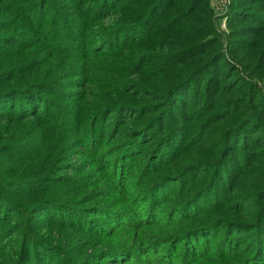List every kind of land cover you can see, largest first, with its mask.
<instances>
[{
    "label": "trees",
    "instance_id": "obj_1",
    "mask_svg": "<svg viewBox=\"0 0 264 264\" xmlns=\"http://www.w3.org/2000/svg\"><path fill=\"white\" fill-rule=\"evenodd\" d=\"M115 15L121 17L114 26H100V19ZM228 23L230 42L223 50L210 0H0V54L32 50L30 59L17 66L0 64V258L5 264H195L202 245L217 249L215 255L229 249L240 256L236 258L239 264H264V0H232ZM48 37L53 39L51 43ZM61 37H67L71 45L64 44ZM162 43H170L168 52L160 48ZM52 44V51L75 60L74 72L86 69V76L78 73L75 80L68 81L61 74L55 79L37 77L35 57L42 47ZM144 67L149 69V82L156 86L154 95L162 102L148 100L150 89L138 91L139 86L123 85V74ZM110 78L119 80L117 91H125L131 99L109 96L112 102H94L96 108L88 119L79 121L73 140H89L84 144L87 150L101 151L105 134L96 140L94 126L113 115L109 122L118 123L117 135H122L121 161L114 165L115 174L128 166L132 177L137 169L126 158L129 149L138 159L143 156L139 150L144 141L153 139L152 149L164 135L163 146L151 152L155 157L152 166L174 159L172 165L178 154L187 152L197 163L192 164L194 172L200 171L191 184L200 181L201 196L200 191L190 198L170 193L168 189L177 179L169 186L152 180L150 185H140L141 180L148 181L140 169L134 180L129 179L139 191L127 203L116 191L109 193L104 187L74 200L66 193L76 196L69 189L86 192L95 181L88 180L95 177V171L81 174L77 168L81 181L67 175L58 178L56 172L66 169L70 158L39 162L43 156L38 154L40 142L45 140L42 134L35 130L28 136L25 129L13 136L3 126L33 117L42 127L74 130V113L66 100L67 82H74L73 86L86 83L89 90H111ZM86 95L97 96L94 91ZM60 98L62 108L57 106ZM163 124L170 129L164 130ZM123 130L124 134H150L134 141L137 136L124 137ZM50 133L60 138L58 133ZM19 136L31 145L14 147L12 141ZM210 139L216 143L212 149L199 148L213 144ZM173 146L176 152L167 153ZM25 155L37 157L36 165L30 164L35 158L18 163ZM63 182L64 195L60 196ZM190 191L191 187L187 194ZM162 203L167 205L158 208ZM163 210L179 213L170 219L158 217ZM199 212L201 224L182 226ZM14 217L21 224H10ZM68 230L80 236L69 246L71 257L61 245ZM143 231L148 237L144 235L137 244L132 239L116 242L119 238L127 242L132 233ZM81 235L92 237L85 240ZM97 236L99 241L92 239ZM88 243L94 246L91 251L82 248ZM167 244L172 247L162 251L165 259L156 250ZM249 244L248 255L242 253ZM180 245L189 246L188 254H179ZM191 251L193 255L187 256Z\"/></svg>",
    "mask_w": 264,
    "mask_h": 264
},
{
    "label": "rangeland",
    "instance_id": "obj_2",
    "mask_svg": "<svg viewBox=\"0 0 264 264\" xmlns=\"http://www.w3.org/2000/svg\"><path fill=\"white\" fill-rule=\"evenodd\" d=\"M220 1H221V3H220ZM231 1L232 0H229L228 3L223 5L222 0H210V6L213 10V16H214V20H215V24H216V31H217L218 35L220 36V39H221L220 42L222 44L223 50L228 48V45L230 42V36H231V28L229 27V23H228ZM219 6H220V9H219L220 14L218 13V9H217V7H219ZM34 15H36V14L34 13ZM223 15L226 17V20H227V29L226 30L221 28V21H222ZM120 17H121L120 15H115L113 17L102 18V19H100L99 24L102 28H105V27L109 28L110 26H114L113 24L115 22L119 21L118 19H120ZM34 19H37V16H34ZM121 28H123V27H121ZM48 39H49L50 43H51V41H53V39L51 37H48ZM60 39L64 41V44L71 45V42L67 37L66 38L61 37ZM134 39H135V36L132 37L131 42H133ZM123 41H125V39H123ZM169 44L170 43H168V44L162 43V47H160V48H162L164 51L168 52L170 50L169 49L170 47L168 46ZM52 46H53V44L52 45H45L44 47H42L40 49L39 55L37 57H35V63H36V67L38 70L37 77L47 76L51 79H55L56 77H58L56 75L61 74V77L63 79H65V81H68L69 79L75 80L78 76V73H81V74H83V76H86L85 75L86 69H83L82 72H78V71L74 72V67L76 64L75 60L68 58V56H65L64 53L52 51ZM31 54H32V50H30L28 52L24 51L23 53L15 52L13 54L11 53L8 55L1 53L0 54V64L2 65V67L7 66L9 68L10 65H12V67H14V66H17L19 64L18 62H20V61L26 62V60L30 59V57L32 56ZM41 62H44V64H40ZM161 65H165V64L161 63ZM133 72L134 73H132L131 75H124V74L122 75V77H123L122 81L124 82L123 85L127 86L128 88H132V89H133V87L136 88V86H139L138 91L139 90L140 91H146L145 89H150L151 93H149V92H147V93H149L151 95V98H149L148 100H152V102H159V101L162 102L163 99L161 97H159L158 95H154L155 94L154 88H156V86L154 85V82H149L151 77L149 74L148 67H144L143 69H136L135 68ZM83 76L81 78H84ZM157 76H158V74H157ZM15 78H18V77L16 76ZM108 80H109L108 82L112 88L111 90H108L104 87L103 88H97L95 90H93V87H91V89L89 90L90 85L88 86V84H87V86H86V83H83V86H73L74 82H70V81L67 82L68 84L66 87V89H67L66 94L68 96H67L66 100H67L71 110L74 113L73 119L75 121L73 124H74L75 133L73 132L74 130H70L68 127L66 129L65 128L64 129L59 128V127L53 129L50 126L48 128L42 127V123H39L38 121L32 119L33 117H29V119L23 120V121L19 120V123H9V124L3 125V126H7L6 130L13 131V136L16 134V132H19V131H22L25 129L28 130V136L35 134V132H34L35 130L38 133L42 134V138L45 140H42V141H44L43 143H42V141L40 142L41 150L38 151L39 152L38 154H43V156L42 157L38 156L39 162L40 161H42V162L49 161V163H56L60 160L61 161L64 160V159H62L64 157L70 158L71 164L68 165L66 167V169L56 172V176H58V178H61L59 175H67V177L73 178L74 180H77V181H81L79 179V176H81V175H79L80 173H77V171H76L77 168L80 167V169L83 171V173H81V174H88L89 172L95 171V173H94L95 177L88 178V180H95V181L92 184V186L89 184V186L86 189L87 190L86 192L80 191L78 189H74V190L69 189V190H71L72 193L76 194V196L71 194L70 192L66 193L67 196L72 197L74 200H77L79 198L78 196H80V195L83 196V194H87L88 192H90V190L94 192L96 189L104 187V190L108 191L109 193L116 191L115 193L118 195V198L124 199L125 203H127L130 200L131 195L134 196L139 191V190L133 188L135 186V183L131 182L130 180H134L137 177L138 171H140V169L144 170L143 171L144 177L146 178V180L148 179V181L141 180L140 185L143 184V185L147 186L148 183L150 185L151 182H149V181L152 180V181H157L158 183L163 182L161 185L169 186L170 183L172 182V180L175 181V179H177L176 183H173L171 185V187H173V188L168 189L170 191V193L176 194L179 198L181 196H182L181 198H183L184 196H187V195L189 198H190V196H195L196 193H198L200 191V188H201V187H199L200 181H197L198 182V185H196L198 187L197 189H195L196 186H192L191 182L195 180V177L198 174H200V171L198 173L194 172V169L192 168L193 167L192 164H197V163L192 161L195 158L192 157L193 158L192 159L187 152H185L181 156H180L181 153L178 154L179 157L176 159V161L172 165H171V163L173 162L174 159L171 160L169 163H164V164H162V160H161L160 163L158 164L157 168H154L152 166L153 162L155 161V157L153 154H151V152L153 151V149H157V147L160 148L161 146H163V140H164L163 136L164 135L162 136V138L159 142L153 143L152 149L150 146H152L151 144L153 142V139L148 140V141H144L142 144V147H140V150H139L140 153H143V156L141 154L142 157H138V159H137V157L134 158L132 156L131 153L133 151L131 150V148L129 149L130 154L127 155L126 158L129 159L128 158V156H129L130 157L129 161H131V159H132L133 165L138 170V171L134 170L132 177H130L129 172L131 170H130V167H128V166L126 167V169H124V172H120V173L115 174L114 165L121 161L119 159V157L121 155V152L119 151L121 145L119 146V142L122 141V135H121V133L119 135H117L118 129H120V125L118 123H115V122L113 123V121L109 122L110 120L114 119L113 115L109 116V118H108L109 120L107 122L105 121V119H103L101 122H99L98 124H96L94 126L93 133H94L95 139L100 140V139L105 137L104 145H103V148L101 151H98V148L95 150H92V149L87 150L85 145L87 146L89 140L87 142H84L82 140L77 142L78 139L73 140L74 136H77L76 134H77L78 130L80 129L79 121L81 119H82V121L88 119L89 116L94 111V109L96 108L97 103H94V102H96V101L99 102L102 99L106 100L108 102H112V100L109 99V96H111V97L117 96L118 99H124V98L129 99L130 98L129 94L125 93V91H122V90L117 91L116 86H120V84L118 82L119 80H117L115 78H110ZM10 83L12 84L13 82L10 81ZM90 83H92V82H89V84ZM16 85L17 86L20 85L18 80H17ZM87 91H94V93L98 96V99H97V96L91 98V96L86 95ZM112 91H115L117 93L111 94ZM104 94H105V96H104ZM27 98H29V97H27ZM92 99L94 100L93 104L91 102ZM62 101H63L62 98L58 99V101H57V106L59 108H62L64 106L63 105L64 101L63 102ZM146 104L149 105V103H146ZM39 105H40V102L35 103V107H38ZM103 106H105V105H103ZM40 110L43 111L44 106H43V108H40ZM61 112L62 111L60 110V113ZM147 112L148 111H144L143 113L146 114ZM156 112L157 111H155L154 114H158ZM45 117L46 116H44L43 119H45ZM168 119H170V117H168ZM37 122H38V125L36 127H33L34 124H36ZM169 126H170L169 124H163L164 130H166V129L169 130L171 127V126L170 127ZM139 128H140V126H139ZM81 129L83 130V127ZM133 129L137 130V126L136 127L133 126ZM124 130L122 131V134L124 137L128 136L127 138H133V137L137 136L134 138V141H137V138H138V140H141V139L145 138L146 136H148V134H150V133H147V134L138 133L136 135L135 133L128 134V132L126 134H124ZM50 132L58 133L60 135V138L55 137V136L52 137V134ZM104 134H105V136L103 137ZM163 134H164V132H163ZM28 136H26V137H28ZM20 138H21V136H19L18 138L14 139L12 141V145L14 147H20L21 144H23V145H29L30 144L29 142L23 143L25 140H20ZM159 138L160 137L156 138L155 140H158ZM74 141H76V143ZM209 141H213V140L210 139ZM31 143L34 144L35 142L32 141ZM157 144H158V146H157ZM214 144H216V143L213 141V144H211V145L202 144L201 146H199V148L202 149V148H206V147L210 146L209 149H212ZM200 151H199L198 155L200 154ZM147 152H149V153L146 154ZM170 152H174V153L176 152V149L174 146H173V148H170L169 150H167V153H170ZM170 154H172V153H170ZM195 154H197V153H195ZM16 156H20V155H16ZM25 156L26 157L24 159H20V161H18V163L21 161L28 162V161L35 158V157H32L31 155H25ZM36 160H37V157L33 161H31L30 164H32V166H35L36 164L34 162ZM152 170H155V172H157V173L156 174L152 173ZM179 176H181L180 180L178 179ZM164 180H168V181L164 183ZM120 184L122 185V187H120ZM64 185H66L64 182L61 183V185H60L61 186L60 187L61 188L60 196L64 195L63 194ZM124 186L128 187L127 190H125ZM138 186L139 185H137V187ZM152 186H154V184H152ZM190 187H191V191L189 194H187L189 192ZM175 189H176V191H173ZM118 190H121L122 192H120ZM164 192H166V191H164ZM199 193L201 196V194H202L201 191ZM21 197L23 198L24 195L22 194ZM177 198L174 199V202L177 200ZM163 200H165V199H163ZM178 204H179V206H182L183 202H181L179 200ZM166 205H167V203H162V204H160V207H158V208H162ZM134 211L135 210H130V212H132V213ZM223 211L226 213V210H223ZM158 213H159L158 217L165 218L167 216L170 219L174 214L176 216L177 213H179V211L163 210L162 212H158ZM226 216H229V215H226ZM201 217H200V212L199 213H193V214H191L189 220L182 222V224H183L182 226L186 227L187 225L190 226L191 224H192V226L197 225V224H201L200 223V222H202V219H200ZM46 220H48V217L46 218ZM10 224H13V225L15 224L14 226H17V225L21 224V221L17 217H14L12 219V221L10 222ZM163 224H167V223L164 222ZM163 226L167 227L165 225H163ZM196 227H200V225H198ZM42 230L44 231V229H42ZM173 230L174 229H171V231H173ZM67 232L68 233H63V234H65V237L64 236L62 237V244L61 245L69 252V255L71 257L73 249L71 250L69 246L72 242H74L73 240L75 237L80 240V236H78L76 234L77 233L76 231H69L68 230ZM222 233H224V232H222ZM80 234H82V233H80ZM66 235H69V237H66ZM144 235L148 237L147 232H145V231H143V233L142 232H137L136 234L132 233L131 238H127V242H122L121 238L117 239L116 242L128 243V241H130L132 239L137 244V242L139 240H141L145 237ZM81 237L86 238L85 240H89L92 236L91 235L90 236L81 235ZM95 238H97V239H95ZM100 238L101 237L97 236V237H94L92 239L99 241ZM93 244H94V242H93ZM200 244H202V242H200ZM99 245H101V242L99 243ZM186 245H187V243H186ZM218 245H219V242L217 241L215 247H218ZM85 246L88 247V249H87L88 251H91L94 248V246L93 245L90 246L89 243L84 244V246H82V248ZM171 247H172V244H167V245H164L161 249H157L156 251L160 254V256L162 255V258L166 259L167 256L166 255L163 256L162 251L168 250ZM188 247L189 246L180 245L179 246L180 249H178V250H180L179 254H181V255L188 254L187 253ZM249 249H251L250 244L245 247V250L242 251V253L246 254L247 250H249ZM216 250L217 249L209 250L207 248H204L203 245L200 246V249L197 250V253H196L197 256H199V257H198L197 261H195V264H239V260L236 258H238L240 256L235 257L232 253H230L229 249H226L227 253L223 252V254H221V255H215ZM227 254H229V255H227ZM8 255L10 257H13L12 256L13 252H8ZM192 255H193V251H191V253H189V255H187V256H192ZM247 255H248V253H247ZM39 256H41V255H39ZM0 264H5V262H3L1 260V258H0ZM97 264H104V263L98 262ZM168 264H171V261L168 262Z\"/></svg>",
    "mask_w": 264,
    "mask_h": 264
},
{
    "label": "built area",
    "instance_id": "obj_3",
    "mask_svg": "<svg viewBox=\"0 0 264 264\" xmlns=\"http://www.w3.org/2000/svg\"><path fill=\"white\" fill-rule=\"evenodd\" d=\"M228 1L229 0H222V2H223V5H225L226 3H228ZM220 3H221V1H220ZM219 5V4H218ZM217 5V6H218ZM217 9H218V13H219V9H220V6L219 7H217ZM220 14V13H219ZM221 28H223V29H227V20H226V17L223 15V18H222V21H221Z\"/></svg>",
    "mask_w": 264,
    "mask_h": 264
}]
</instances>
